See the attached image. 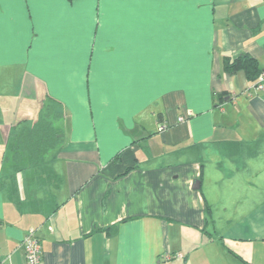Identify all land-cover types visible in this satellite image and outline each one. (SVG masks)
<instances>
[{"label": "crops", "instance_id": "obj_1", "mask_svg": "<svg viewBox=\"0 0 264 264\" xmlns=\"http://www.w3.org/2000/svg\"><path fill=\"white\" fill-rule=\"evenodd\" d=\"M242 54L264 71V0H2L0 261L27 264L33 227L39 264H264V81L223 68ZM44 102L64 143L18 169Z\"/></svg>", "mask_w": 264, "mask_h": 264}, {"label": "trees", "instance_id": "obj_2", "mask_svg": "<svg viewBox=\"0 0 264 264\" xmlns=\"http://www.w3.org/2000/svg\"><path fill=\"white\" fill-rule=\"evenodd\" d=\"M223 68L225 73L234 74L243 72L246 78L254 82L261 72L257 61L247 54H242L236 58L225 57L223 59ZM62 116L56 111L53 104L44 102L39 108L36 118L26 133L21 136V140L14 146V154L17 168L23 161L19 162V157L28 155V166L46 162V158L64 143V135L60 129L55 126L56 121ZM20 163V164H19Z\"/></svg>", "mask_w": 264, "mask_h": 264}, {"label": "built area", "instance_id": "obj_3", "mask_svg": "<svg viewBox=\"0 0 264 264\" xmlns=\"http://www.w3.org/2000/svg\"><path fill=\"white\" fill-rule=\"evenodd\" d=\"M264 81V71L260 72L257 79L252 83V86L256 90L263 88L262 82ZM179 121H183V118H179ZM165 124L158 125V132L166 130ZM21 246L24 252V256L27 264H39L41 259V244L37 237V228H29L22 239ZM0 264H4L0 261Z\"/></svg>", "mask_w": 264, "mask_h": 264}, {"label": "water", "instance_id": "obj_4", "mask_svg": "<svg viewBox=\"0 0 264 264\" xmlns=\"http://www.w3.org/2000/svg\"><path fill=\"white\" fill-rule=\"evenodd\" d=\"M198 188H199V181H195L193 186H192V189L197 190Z\"/></svg>", "mask_w": 264, "mask_h": 264}, {"label": "snow or ice", "instance_id": "obj_5", "mask_svg": "<svg viewBox=\"0 0 264 264\" xmlns=\"http://www.w3.org/2000/svg\"><path fill=\"white\" fill-rule=\"evenodd\" d=\"M0 2H2V0H0Z\"/></svg>", "mask_w": 264, "mask_h": 264}, {"label": "rangeland", "instance_id": "obj_6", "mask_svg": "<svg viewBox=\"0 0 264 264\" xmlns=\"http://www.w3.org/2000/svg\"><path fill=\"white\" fill-rule=\"evenodd\" d=\"M55 126H56V124H55Z\"/></svg>", "mask_w": 264, "mask_h": 264}]
</instances>
